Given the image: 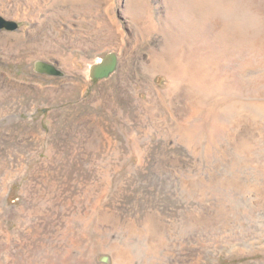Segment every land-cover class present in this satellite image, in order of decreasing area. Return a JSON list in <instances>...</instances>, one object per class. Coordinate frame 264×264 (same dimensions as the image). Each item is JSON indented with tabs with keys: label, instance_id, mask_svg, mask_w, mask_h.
<instances>
[{
	"label": "rangeland",
	"instance_id": "1",
	"mask_svg": "<svg viewBox=\"0 0 264 264\" xmlns=\"http://www.w3.org/2000/svg\"><path fill=\"white\" fill-rule=\"evenodd\" d=\"M0 16V264H264V0Z\"/></svg>",
	"mask_w": 264,
	"mask_h": 264
},
{
	"label": "water",
	"instance_id": "2",
	"mask_svg": "<svg viewBox=\"0 0 264 264\" xmlns=\"http://www.w3.org/2000/svg\"><path fill=\"white\" fill-rule=\"evenodd\" d=\"M18 25L13 20L4 19L0 16V30L15 31ZM34 70L38 74L50 75V76H63L64 73L60 71L54 64L44 61H37L33 64ZM118 66V57L114 53L106 55V57L98 64L91 67L90 76L94 80H103L109 78Z\"/></svg>",
	"mask_w": 264,
	"mask_h": 264
},
{
	"label": "bare ground",
	"instance_id": "3",
	"mask_svg": "<svg viewBox=\"0 0 264 264\" xmlns=\"http://www.w3.org/2000/svg\"><path fill=\"white\" fill-rule=\"evenodd\" d=\"M230 16V15H229ZM236 29V28H235Z\"/></svg>",
	"mask_w": 264,
	"mask_h": 264
}]
</instances>
